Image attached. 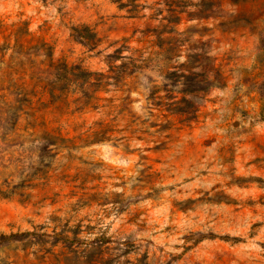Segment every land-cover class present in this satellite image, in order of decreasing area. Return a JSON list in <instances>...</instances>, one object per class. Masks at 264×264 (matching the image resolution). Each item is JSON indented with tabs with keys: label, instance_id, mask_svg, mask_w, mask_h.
I'll return each mask as SVG.
<instances>
[{
	"label": "rangeland",
	"instance_id": "rangeland-1",
	"mask_svg": "<svg viewBox=\"0 0 264 264\" xmlns=\"http://www.w3.org/2000/svg\"><path fill=\"white\" fill-rule=\"evenodd\" d=\"M0 264H264V0H0Z\"/></svg>",
	"mask_w": 264,
	"mask_h": 264
},
{
	"label": "trees",
	"instance_id": "trees-1",
	"mask_svg": "<svg viewBox=\"0 0 264 264\" xmlns=\"http://www.w3.org/2000/svg\"><path fill=\"white\" fill-rule=\"evenodd\" d=\"M79 37H82L83 39H91V38H88L87 36H85L84 34H79ZM86 41H88V40H86ZM71 91V90H70Z\"/></svg>",
	"mask_w": 264,
	"mask_h": 264
}]
</instances>
